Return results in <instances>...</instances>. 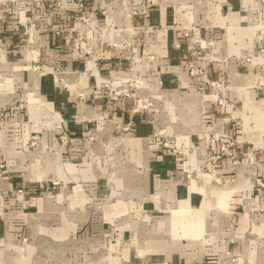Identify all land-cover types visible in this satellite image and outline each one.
I'll use <instances>...</instances> for the list:
<instances>
[{"label":"crops","instance_id":"1","mask_svg":"<svg viewBox=\"0 0 264 264\" xmlns=\"http://www.w3.org/2000/svg\"><path fill=\"white\" fill-rule=\"evenodd\" d=\"M5 1L0 0V108L9 104L10 98L12 101L9 91L18 86L24 91L29 117L39 112L43 123L49 121L53 126L51 129L41 126L44 129L36 132L38 137L55 147L58 125H63L74 137V143L101 116L128 126L126 131L112 137L121 140L132 168L141 171L130 178V185L142 194L139 208L152 214V228L142 247L121 248L111 241L112 236L125 237L133 231V226L114 225L112 218L124 216L125 212L113 209L69 214L64 211L65 202L72 209L80 208L83 201L63 196L70 182H80L77 177L65 182L61 176V186L53 187L57 183L49 185L40 178L26 179L17 169L0 170V206H7L14 213L8 227L0 218V264H217L219 254L224 251L238 256L237 264H264V248L258 250L259 245H264L259 240H264V210L260 209L264 206V195L247 185L248 179L264 180V113L260 109L264 104V81L253 50L246 52L251 58L249 63L238 62L235 44L239 43L238 31L246 28L244 1L211 0L201 9L199 19L192 22L185 9L172 3L157 0L145 12L133 16L120 13L117 1L105 0L107 9L115 12L112 25L122 31L127 45L123 49L106 50L96 60L86 61L76 60L69 48L76 37L95 40V34L63 30L72 16L80 12L74 0H65L66 6L46 0L48 13L41 17L31 15V30L38 24L46 28L42 35L34 32L33 38L38 39L42 54L51 57L59 67L84 71L98 66L103 75L112 74L116 80L140 78L158 91L165 100L164 107L173 108L184 124L186 134L177 138L178 145L189 148L184 155H175L163 146L168 128L160 121L162 116L135 112L140 110L139 101H109L94 90L92 79L61 87L52 76L35 77V52L30 44L20 41L15 16L7 14ZM83 2L85 12L102 27L110 24L101 14V0ZM127 3L140 5L144 0H127ZM192 23L200 27L199 32L189 29ZM60 30L63 32L56 34ZM201 41L213 43L225 57V65L210 64L203 56ZM206 80L227 84L221 104ZM4 83L9 85V91ZM199 86H204L201 100L197 99ZM78 92L86 94L85 102ZM210 130L233 141L230 155L221 153L218 143L205 135ZM8 133L6 136L0 129V162L17 154L14 143L5 141L17 134ZM219 155L214 161L200 159ZM193 165L237 188L225 205H221L223 200L219 209H210L212 202L186 178ZM244 186L248 189L240 192ZM49 190L56 195V204L52 205L55 210L48 209ZM90 217L93 220L102 217L103 222L80 228V220ZM33 218L69 219L66 228L57 229L54 235L48 233L47 237L57 242H46L45 254L37 252L32 242L23 247L15 242L21 234L24 240L26 236L31 238ZM81 229L85 235H101L104 242L79 248L74 239ZM222 230L227 231L223 239Z\"/></svg>","mask_w":264,"mask_h":264},{"label":"rangeland","instance_id":"2","mask_svg":"<svg viewBox=\"0 0 264 264\" xmlns=\"http://www.w3.org/2000/svg\"><path fill=\"white\" fill-rule=\"evenodd\" d=\"M210 1L171 0L170 3L185 9L188 17L194 22L199 19L201 9L206 8ZM243 1L245 3L243 19L246 23V28L243 29L244 31H238L239 43L235 44V50L238 54L237 56H239L238 62L240 64H243L241 63L242 61H244V64L249 63L251 58L246 52L253 50L264 81V0ZM4 8L6 9V7ZM226 14L227 10L225 9L223 15L226 16ZM199 28L193 25V23L189 27L190 30L195 29L197 32H199ZM205 44L209 46V51H205L207 56L203 52L205 59L210 64L225 65L226 59L220 54L217 47L210 42H206ZM221 85H223L221 93L217 96V99L220 100L225 99L224 91L227 88V84ZM4 86H6L5 90L9 91V85L7 83L5 85L4 83ZM13 88L14 91H9L11 93L9 98L12 97V101L10 98L9 104L0 108V129L3 133H6V136L8 132L17 134L12 138L10 137L11 139L8 138L5 140L6 142L14 143L17 154L9 159H3V156H1L3 160L0 162V170L17 169L26 179L35 180L40 178L44 184L49 185L57 183L53 187L61 186L63 182L61 176H63L65 182L76 180L77 177L80 179V182H70L68 187L65 188L66 191L63 196L65 198L68 197V200L79 198V200L83 201H80V208L75 207L72 209L68 207L69 203L65 202L64 211L69 214L94 210L98 213L102 211L109 212L113 209L114 211L117 210V212H125L123 213L124 216L113 217L112 224L117 226L128 224L129 227L133 226V231L121 238L113 235L111 241H115L121 248L125 249L142 247L146 241V236L152 228V214L139 208L142 205L140 201L142 194L134 191L130 185L132 183L130 178L135 177V174H140L141 171L138 173L132 168L121 140L112 137L122 131L113 128L110 131L107 126L97 128L93 124L86 130L82 139L74 143V137L68 134L63 125H58V128H56L58 130V145L55 147L46 140H41L36 133L44 128L51 129L53 126L49 124V121L47 124L43 123L41 114H38V111V113H34V116L30 118L28 115L30 111L28 110L27 104L23 101L24 91L16 85ZM197 99H199L198 96ZM35 101L38 102L37 100ZM198 102L197 104H199ZM35 106H38V104ZM260 109L264 113V104H262ZM162 110L163 112L161 113ZM160 116L163 117H161L160 121H163L164 125L168 128L167 133L170 137L167 141H169V146L171 149L176 150L173 154H188L189 148H183L177 143V138L186 134L184 124L180 120V117L173 108H166V106H161ZM48 120H50V116ZM69 148L73 149L69 151ZM200 159L203 161H214L213 156L202 157ZM189 169L186 178L195 184L196 188L203 193L207 201L212 202L210 207L212 211L219 209V205L223 200L225 202L221 205H225L226 200L228 201L229 197L231 198L234 193V190L237 189L233 184L226 183L218 175L202 172L197 165H193ZM58 177L60 180L57 181ZM259 179L261 178H252L250 181L248 179V188L259 192L257 183ZM248 188L244 186L243 189L241 188L239 190L241 192ZM46 193L47 197H49L48 209L55 210V206H52L56 204V199L54 198L56 196L55 193L51 191ZM127 201L130 202L127 204ZM260 209L262 208L260 207ZM13 215L12 209L7 206H0V218L7 227ZM63 220L65 221L64 224L62 223ZM68 221L69 219L65 218H33L31 223L33 234L30 236L31 238L26 236L24 240L21 234L20 237L16 236L15 242H20L22 247L24 244L32 242V246L37 252H44L43 245L46 242H57V240L47 237L48 233L56 234L57 229L66 228L65 226ZM20 222L23 223V221ZM92 222L93 225L98 226L103 222V218H97L96 220H93L91 217L81 219L79 226L80 228H86ZM23 228L22 226V232H24ZM226 232L223 231V234L220 233L222 239L225 237ZM259 240H261V243L264 242L261 238ZM74 241L76 244H79V248H83L84 244L103 243L104 238L99 234L85 235L84 229H81L79 236H76ZM261 248H264L263 244L259 245L258 250H262ZM261 253L262 251L259 252V254Z\"/></svg>","mask_w":264,"mask_h":264},{"label":"built area","instance_id":"3","mask_svg":"<svg viewBox=\"0 0 264 264\" xmlns=\"http://www.w3.org/2000/svg\"><path fill=\"white\" fill-rule=\"evenodd\" d=\"M61 5L66 6L65 0H56ZM119 4V11L127 12L133 16H137L145 12L146 7L153 5L157 0H144V3L140 5H131L127 3V0H115ZM161 3H170L171 0H158ZM46 0H6L3 5L6 7L7 14L9 16H15L16 24L19 27L18 33L21 35L20 41L23 44H30L32 50L35 52V67L34 76L37 78L43 76H52L57 85L66 87L68 85H80L83 82L92 79L94 82V90L103 94L107 100L114 101H139L140 110L135 112H141L144 114H159L160 108L164 106L165 100L162 98L158 91L152 90L145 84L140 78L130 77L125 80H116L112 74L103 75L98 66H93L84 71L79 70H67L59 67L55 61L42 54L38 39H34L32 34L35 32L37 35H42L46 28L43 24L36 25L34 30H31L30 24L32 23V14H36V17H41L48 13L45 5ZM79 9V13L74 14L67 27L63 30H70L76 33L90 32L94 33L95 40H86L82 37H76L70 48V54L79 61H86L88 59L96 60L106 50L109 49H123L127 43L121 30L115 28L112 25V16L114 11L108 10L107 1L101 0V14L110 20V24L107 27H102L98 20L92 15L85 12V4L83 0H74ZM63 30L56 31V34H61ZM201 48L203 52L209 51V46L201 41ZM193 68L190 65V74H193ZM205 83L215 90L216 96L220 95L223 85L217 81L206 80ZM204 86H199L197 89L199 100L202 99ZM78 97L85 102L87 99L86 94L78 92ZM219 103L220 99H218ZM163 110L161 111V113ZM154 123L155 120L151 118ZM96 127L109 126L115 130L126 131L128 126L124 127L116 122L108 120L106 117L101 116L96 122ZM210 136L220 147L221 153L228 154L229 146L233 145V141L210 130L207 134ZM165 139L163 146L170 149L173 153L176 150L171 149L169 146L168 138L169 134L165 133ZM180 151V150H179ZM229 155V154H228ZM214 159L220 158L214 156ZM259 192L264 195V180L259 179L257 181ZM264 210V206H260ZM239 257L231 252H222L217 258V264H237ZM109 264V263H108Z\"/></svg>","mask_w":264,"mask_h":264}]
</instances>
